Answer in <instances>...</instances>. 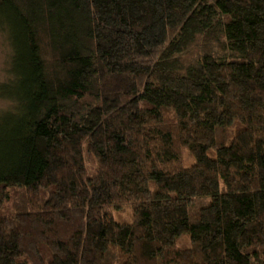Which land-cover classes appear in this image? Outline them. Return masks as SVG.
Wrapping results in <instances>:
<instances>
[{
  "label": "trees",
  "instance_id": "obj_1",
  "mask_svg": "<svg viewBox=\"0 0 264 264\" xmlns=\"http://www.w3.org/2000/svg\"><path fill=\"white\" fill-rule=\"evenodd\" d=\"M0 38V264H264V0H0Z\"/></svg>",
  "mask_w": 264,
  "mask_h": 264
},
{
  "label": "rangeland",
  "instance_id": "obj_2",
  "mask_svg": "<svg viewBox=\"0 0 264 264\" xmlns=\"http://www.w3.org/2000/svg\"><path fill=\"white\" fill-rule=\"evenodd\" d=\"M4 50H3V48H2V43H1V38H0V77H1V75H2V72H3V65H4ZM200 141V140H199ZM199 141H195V139H192L191 140V146H198V145H200V142ZM185 143H186V141H185ZM190 143V142H189ZM186 144H188V143H186ZM92 172H93V170H92V168H91V166L90 165H88L87 164V173L88 174H92ZM128 213V211H126L125 210V212H120V213H118V215H120V216H125L126 214ZM117 214V213H116ZM117 215V216H118Z\"/></svg>",
  "mask_w": 264,
  "mask_h": 264
},
{
  "label": "clouds",
  "instance_id": "obj_3",
  "mask_svg": "<svg viewBox=\"0 0 264 264\" xmlns=\"http://www.w3.org/2000/svg\"><path fill=\"white\" fill-rule=\"evenodd\" d=\"M10 79L15 80V79H18V77L15 76V75H13L11 77H8L6 75L3 78H0V84H7ZM19 103H20V101L17 100L15 102V104H12V105H4V106L0 107V114H6L9 111H12L15 107H17L19 105Z\"/></svg>",
  "mask_w": 264,
  "mask_h": 264
}]
</instances>
